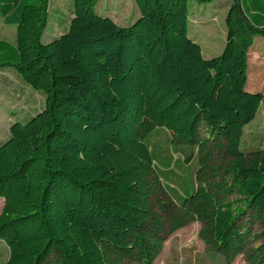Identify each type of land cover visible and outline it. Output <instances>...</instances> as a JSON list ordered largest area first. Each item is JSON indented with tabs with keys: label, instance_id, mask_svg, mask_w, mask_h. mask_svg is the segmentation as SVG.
<instances>
[{
	"label": "trees",
	"instance_id": "trees-1",
	"mask_svg": "<svg viewBox=\"0 0 264 264\" xmlns=\"http://www.w3.org/2000/svg\"><path fill=\"white\" fill-rule=\"evenodd\" d=\"M98 1L73 0L68 30L44 43L49 0H0L16 27L14 44L0 40V71L45 97L0 144L5 264H153L193 223L225 264H264V152L240 149L263 101L246 83L264 0H231L209 59L189 36V0H134L126 27ZM155 129L198 151L197 188L180 203L146 145Z\"/></svg>",
	"mask_w": 264,
	"mask_h": 264
},
{
	"label": "rangeland",
	"instance_id": "rangeland-1",
	"mask_svg": "<svg viewBox=\"0 0 264 264\" xmlns=\"http://www.w3.org/2000/svg\"><path fill=\"white\" fill-rule=\"evenodd\" d=\"M231 0H214L210 3L189 0V36L198 42L203 57L219 55L225 43V17ZM95 10L101 16L111 17L120 27L129 26L139 14L134 0H99ZM49 21L43 36L47 43L68 30L73 14V0H49ZM0 40L15 43L16 27L6 26L0 17ZM246 90L261 93L263 101L255 119L243 130L241 151L249 154L264 152V37L254 38L249 50ZM45 97L24 83L12 69L0 71V140L9 137L11 123L20 122L28 114L43 109ZM26 119V118H25ZM28 119V118H27ZM155 171L164 187L166 197L175 203L192 194L197 188L198 151L173 142L166 129H155L146 138ZM220 156L215 161L220 163ZM3 200L0 199V211ZM200 225L193 223L175 237L170 236L161 256L153 264H225L217 254H210L203 243L196 240ZM9 251L0 241V264H5ZM231 264H246L242 256Z\"/></svg>",
	"mask_w": 264,
	"mask_h": 264
},
{
	"label": "crops",
	"instance_id": "crops-1",
	"mask_svg": "<svg viewBox=\"0 0 264 264\" xmlns=\"http://www.w3.org/2000/svg\"><path fill=\"white\" fill-rule=\"evenodd\" d=\"M188 28H189V26H188ZM194 41V40H193ZM195 43H197L198 44V42H196V41H194ZM199 45V44H198ZM11 125H12V123H11ZM10 125V126H11ZM7 138V137H6ZM6 138L3 140V141H1L0 140V144L2 143V142H4L5 140H6ZM2 206H3V204H2ZM1 206V207H2ZM2 209V208H1ZM198 224V223H197ZM192 224H190L189 226H187V227H184V228H182V229H180V230H178V231H176L172 236H174L175 235V237L178 235V233H180L181 231H183V230H186L188 227H190ZM196 240L197 241H199L200 243H202L199 239H198V237L196 238ZM167 242H168V240L164 243V246H163V249H162V252L160 253V255L158 256V258L161 256V254L163 253V251H164V247H165V244H167ZM203 245V244H202ZM204 246V245H203ZM210 254H212V253H210ZM215 254V253H214ZM218 255V254H217ZM220 256V255H219ZM221 257V256H220ZM222 258V257H221Z\"/></svg>",
	"mask_w": 264,
	"mask_h": 264
}]
</instances>
